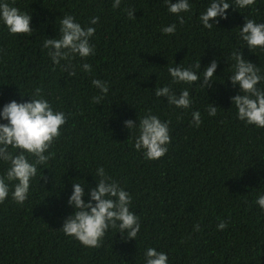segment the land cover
Masks as SVG:
<instances>
[{
    "label": "trees",
    "instance_id": "obj_1",
    "mask_svg": "<svg viewBox=\"0 0 264 264\" xmlns=\"http://www.w3.org/2000/svg\"><path fill=\"white\" fill-rule=\"evenodd\" d=\"M206 3L190 0V14L181 13L180 24L164 0H121L117 8L112 0H14L30 13L33 29L12 34L0 25V105L27 100L20 92L39 87L67 120L28 198L22 204L10 197L0 202V264H143L148 247L167 253L169 264H264V212L254 202L264 191V128L236 118L229 97L238 88L228 80L227 61L243 46L238 36L243 19L264 22V0L242 9L230 6L211 29L198 22ZM63 14L82 26L98 17L90 38L94 53L71 61L76 67L71 77L62 70L65 62L53 66L41 47L43 39L57 34ZM170 23L176 31L163 34L161 26ZM242 53L264 73V50L244 47ZM213 57L211 87L170 82V65L203 67ZM83 62L90 71L79 67ZM93 78L109 84L97 104L91 102L98 94ZM162 85L174 92L188 88L190 107L176 108L156 97L153 88ZM259 86L264 88V80ZM209 102L218 105L215 116L207 114ZM195 110L199 126L191 120ZM149 111L169 126L167 151L154 160L133 148L134 131L129 134L122 124ZM4 167L0 164V172ZM97 167L131 196L130 210L140 221L136 239L109 229L99 246L89 248L59 229L71 212L70 178L83 177L93 186L89 171ZM41 174L46 179L39 180ZM220 221L223 229L216 227Z\"/></svg>",
    "mask_w": 264,
    "mask_h": 264
},
{
    "label": "clouds",
    "instance_id": "obj_2",
    "mask_svg": "<svg viewBox=\"0 0 264 264\" xmlns=\"http://www.w3.org/2000/svg\"><path fill=\"white\" fill-rule=\"evenodd\" d=\"M121 0H112V7L120 6ZM254 3V0H207L204 8L199 12L198 22L205 29H211L217 23V18H226L229 7L245 8ZM169 13L175 14L180 24L184 23L181 13L190 14V0H164ZM234 5V6H233ZM132 10L127 12L133 16ZM30 13L14 5V0H0V25L9 33L28 34L30 27ZM98 17L90 18L88 25L82 26L72 15L63 14L59 19L57 34L43 39L41 47L53 66L61 65L62 70L69 77L75 75L76 67L71 63L75 57L83 61L94 53V45L90 42L93 37ZM163 34H172L176 31V24L170 23L160 28ZM238 36L242 47L229 54L227 61H231V71L228 80L238 88L237 94L229 97L230 106L235 108L236 118L245 124L264 128V88L260 82L264 80V73L257 64L247 59L242 49L249 51L254 48L264 50V22L252 18H244L239 26ZM79 67L88 72L89 63H80ZM202 68V70H201ZM217 68V59L213 57L205 66L200 63H175L167 68L171 83L192 84L199 81L202 88L211 87L214 72ZM91 86L98 90L97 95L91 97V102L97 104L109 92L106 80L93 78ZM156 97H165L169 105L187 109L192 101L188 88H181L174 92L168 85L153 88ZM27 95L29 99H15L0 105V164L4 169L0 172V202L6 197L17 204H22L27 198L30 185L37 177L38 169L48 161L50 152L47 150L60 135L61 126L66 123L67 114L58 108H53L49 100L37 87L31 93L20 92V96ZM215 103L209 102L206 111L209 116L217 112ZM194 126L201 122L199 110L191 113ZM129 134L134 131L133 148L140 151L144 158L154 160L161 157L170 141L168 121H162L150 111L138 116L134 122L131 118L122 121ZM79 169V168H77ZM95 181L88 186L83 177H71V191L67 196L66 205L71 212L63 217L59 229L66 235L78 240L86 247L99 246L100 239L109 229H116L125 238L136 239L140 229V221L130 210L131 196L116 180L107 175L103 167H97L95 173L89 171ZM46 179L43 174L39 180ZM86 197V198H85ZM255 204L264 212V191H258L254 198ZM225 222L220 221L216 227L223 229ZM143 264H169L167 253L148 247L143 252Z\"/></svg>",
    "mask_w": 264,
    "mask_h": 264
}]
</instances>
